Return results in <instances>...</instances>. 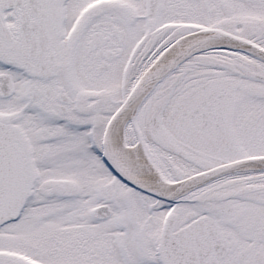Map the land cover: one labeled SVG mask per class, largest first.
Segmentation results:
<instances>
[{"label": "snow or ice", "instance_id": "obj_1", "mask_svg": "<svg viewBox=\"0 0 264 264\" xmlns=\"http://www.w3.org/2000/svg\"><path fill=\"white\" fill-rule=\"evenodd\" d=\"M0 264H264V0H0Z\"/></svg>", "mask_w": 264, "mask_h": 264}]
</instances>
